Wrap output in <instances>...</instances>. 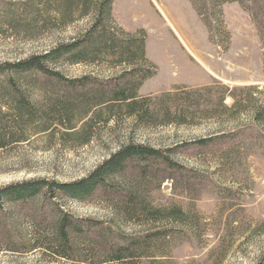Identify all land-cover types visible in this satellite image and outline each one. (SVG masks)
<instances>
[{
    "label": "rangeland",
    "instance_id": "374dc122",
    "mask_svg": "<svg viewBox=\"0 0 264 264\" xmlns=\"http://www.w3.org/2000/svg\"><path fill=\"white\" fill-rule=\"evenodd\" d=\"M17 1L0 0V10L5 4ZM156 4L165 10L174 29ZM111 13L113 23L126 32L143 31L146 55L158 68L139 88L142 97L159 96L175 88L210 85L216 91L221 85L264 89V0H115ZM87 23L88 19H84L63 27L60 37L75 36L88 27ZM56 38L45 35L26 40L0 27V63L16 62L33 52L49 49ZM185 47L190 52L187 56ZM193 54L200 57L204 66ZM51 67L69 79L92 75L103 82H110L122 70L108 63H61ZM29 78L35 83L33 99H39L35 88L43 83H49L53 91L62 95L63 84L47 82L36 73L29 74ZM204 91L201 94L206 96ZM51 95L47 94L48 100L52 99ZM231 102L230 98L226 99L228 105ZM249 123L245 115L235 123L224 124L202 118L191 124L139 127L129 121L118 126L112 121L107 125L101 122L87 145L74 147L57 140L48 145L32 137L29 144L0 150V187L35 177L60 182L77 180L92 172L120 142L129 138L162 151L173 149L169 155L177 164L170 169L158 161L146 170L143 163L139 166L143 174L137 169L126 173H133L132 179L135 175L146 178L143 192L146 202L158 213L156 219L123 216L117 206L110 205L111 200H125V193L120 191L115 196L99 192L86 202L57 200L75 218L96 223L86 234L90 240H82L79 261L57 258L41 249L6 250V247L23 249L32 238L46 234V227L36 229L23 217L26 214H20V207L6 210L0 216V264H89L98 259L94 240L105 243L109 250L162 231L166 238L156 242L151 236L148 251L140 257L110 264H153L154 257L161 264H256L264 252V136L255 127L249 129ZM239 129L244 132L232 139L203 147L194 144L218 131ZM231 143H236V148L225 155L224 150ZM163 177L168 179L159 183ZM115 185L116 190L134 186L130 181L120 180ZM45 204L46 201H39L24 208L31 212L46 208ZM173 210L183 216L165 220ZM6 213L18 217L9 218Z\"/></svg>",
    "mask_w": 264,
    "mask_h": 264
},
{
    "label": "trees",
    "instance_id": "16d2710c",
    "mask_svg": "<svg viewBox=\"0 0 264 264\" xmlns=\"http://www.w3.org/2000/svg\"><path fill=\"white\" fill-rule=\"evenodd\" d=\"M114 1L18 0L1 8L0 27L6 28L12 34L26 40L39 39L45 35L57 37L49 49L33 52L16 62L0 63L1 151L29 144L32 137L42 139L48 145L53 140L74 147L87 145L91 142L97 125L101 122L107 125L111 121L116 126L129 121L134 127H139L144 124H191L192 121L202 118L215 119L224 124L235 123L245 115L250 122L249 129L255 127L264 136V99H261L264 89L258 86L229 88L221 85L218 91L214 90L213 85L197 89L181 87L159 96L142 97L139 88L158 68L146 55V36L143 31L129 33L113 23L111 7ZM84 19H88V27L71 38L60 37L63 27ZM61 63H108L112 67L120 66L122 70L110 82L100 81L92 75L69 79L51 67ZM32 73L40 74L47 82L63 84L62 95L59 96L60 91H53V87L48 86L49 83H43L38 87L39 90L35 88L40 94L39 99H33L32 84L35 83L29 78ZM202 90H205L206 96L201 94ZM48 93L52 94V99H47ZM43 98L46 99L42 100ZM227 98L232 100L230 105L226 103ZM243 132L240 129L236 132L221 130L213 136L194 141V144L208 146L232 139ZM234 148L236 143L228 145L224 150L225 155L231 154ZM172 151L173 149L162 151L129 138L120 142L92 172L77 180L60 182L35 177L1 186L0 216L5 215L6 210L20 207L19 210L25 211H20V214H26L23 217L34 228L46 227V234H41L42 238H32L23 249H5L14 252L41 249L71 262L82 260L79 257L82 240H90L86 234L96 223L91 219L75 218L62 209L57 202L60 198L86 202L94 199L99 192H104L106 196H115L120 191L125 193V200H111L110 205L117 206L123 216L131 219L158 218V213L155 214L146 202L143 192L146 178L135 175V179H132L133 173H126L130 169L140 170L139 166L143 163V169L147 170L158 161L173 169L177 164L170 158L169 153ZM141 170L140 174H143ZM163 179L168 177L159 179V183ZM116 180L130 181L134 186L127 190H116ZM39 201H46V208L26 212L24 205L29 206ZM7 216L18 217L13 213H8ZM182 216L180 211L173 210L165 220L173 221ZM151 236L156 242L166 238L162 231L138 238L133 243L118 244L109 250L105 243L94 240L98 259L89 264L121 263L138 258L148 251L147 243ZM151 260L153 264L162 262L156 257ZM256 264H264V252Z\"/></svg>",
    "mask_w": 264,
    "mask_h": 264
},
{
    "label": "bare ground",
    "instance_id": "6f19581e",
    "mask_svg": "<svg viewBox=\"0 0 264 264\" xmlns=\"http://www.w3.org/2000/svg\"><path fill=\"white\" fill-rule=\"evenodd\" d=\"M156 3V2H155ZM157 5V7H158V9H159V11L162 13V15L164 16V18L166 19V21H167V23L169 24V26L170 27H172L173 28V24L170 22V20H169V18H168V15H167V13L165 12V10L162 8V6H160L159 4H156ZM174 29V28H173ZM176 32V31H175ZM177 33V32H176ZM178 36H179V34H177ZM179 38L182 40V38L179 36ZM182 42L184 43V41L182 40ZM185 44V43H184ZM186 45V44H185ZM189 49V48H188ZM194 55V54H193ZM195 56V58L199 61V63H201L202 65H203V63H202V61L200 60V57H198L197 55H194ZM204 66V65H203Z\"/></svg>",
    "mask_w": 264,
    "mask_h": 264
},
{
    "label": "crops",
    "instance_id": "0c3cea01",
    "mask_svg": "<svg viewBox=\"0 0 264 264\" xmlns=\"http://www.w3.org/2000/svg\"><path fill=\"white\" fill-rule=\"evenodd\" d=\"M185 48H186V47H185ZM189 53H190V52H189V51L187 50V48H186V53H185L186 56H187Z\"/></svg>",
    "mask_w": 264,
    "mask_h": 264
}]
</instances>
